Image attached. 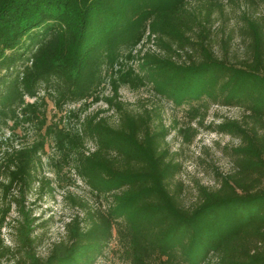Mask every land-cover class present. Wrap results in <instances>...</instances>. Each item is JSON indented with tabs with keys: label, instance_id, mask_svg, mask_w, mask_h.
<instances>
[{
	"label": "trees",
	"instance_id": "trees-1",
	"mask_svg": "<svg viewBox=\"0 0 264 264\" xmlns=\"http://www.w3.org/2000/svg\"><path fill=\"white\" fill-rule=\"evenodd\" d=\"M221 6L0 0V131H7L0 140V228L7 225L12 241L0 238V262L94 264L114 231L128 264H264V12H242L243 56L230 61L226 49L218 56L210 43V18ZM144 38L158 52L135 50ZM221 42L227 47L228 39ZM123 85H149L158 98L185 104L188 122L198 125L210 104L242 111L239 119L205 126L239 143L222 148L231 170L214 172L213 188L195 184L191 205L181 204V184H172L181 164L168 152V129L154 123L150 108L127 109L118 95ZM44 96L59 112L79 104L66 111L76 126L47 123ZM99 101L105 109L80 116ZM107 110L116 114L114 125L101 114ZM26 126L30 142L6 143ZM177 131L188 141L195 129ZM47 142L57 153L55 171L72 170L104 207L77 202L84 217H70L41 257L24 195L32 184L47 183L37 175ZM12 205L15 218L5 222Z\"/></svg>",
	"mask_w": 264,
	"mask_h": 264
},
{
	"label": "rangeland",
	"instance_id": "rangeland-1",
	"mask_svg": "<svg viewBox=\"0 0 264 264\" xmlns=\"http://www.w3.org/2000/svg\"><path fill=\"white\" fill-rule=\"evenodd\" d=\"M221 11H215L210 18L211 47L215 54L221 56L223 48L226 49V56L230 61H235L243 56V43L239 37L238 27L241 24L240 15H258L264 12V4L259 1L252 3L250 0H220ZM196 4L190 2L188 8L192 9ZM222 39H228L227 47L222 46ZM141 51L149 49L158 52L152 41L145 38L135 48ZM133 50L132 53L135 52ZM133 66L136 62L131 63ZM101 93H109L106 82L102 86ZM119 100L123 102L127 109L132 112L142 108H150L154 111V123L161 124L168 129L165 138L167 149L172 159L181 164V171L173 179L172 184L180 183V202L184 206L191 205L196 199L195 184H203L209 188L216 186L213 181L214 172L222 174L231 170L230 159L223 153L222 148L235 146L239 140L226 134L211 132L205 128L210 123H217L223 119H239L242 111L236 107H224L210 104L201 120L202 125L195 121L188 122L185 104L174 106L171 102L158 98L150 89L149 85L139 87L135 90L127 86L118 89ZM46 122H56L66 127L76 126L74 117L67 116L68 109L76 110L79 104H67L59 112L52 102L44 96ZM97 109H105L102 101L91 104L83 114L94 112ZM107 117L109 124L114 125L116 114L112 110L101 113ZM194 127L195 131L187 135L188 141L183 135L178 133V128L187 125ZM7 131H0V140L6 138ZM33 138V132L27 126L16 130V135L6 143L23 144L28 143ZM87 146L92 144L87 142ZM57 157V153L51 147V142L44 146V152L40 156L41 165L37 167V175L47 183L40 181L34 183L24 195V207L30 210V216L34 218L33 235L36 238V253L43 257L47 254L50 245L60 240L63 236V224L73 215L84 217V210L78 206L77 202H84L88 208H103L104 201L91 194L86 185L77 178L72 170L63 168L56 172L52 159ZM0 200V206H1ZM15 218V210L12 205L5 218V222H11ZM112 239L104 248L102 254L96 258L94 264H128L123 248L116 240L114 231ZM0 238L3 244L11 245L10 231L7 225L0 228ZM0 264H3L0 262Z\"/></svg>",
	"mask_w": 264,
	"mask_h": 264
}]
</instances>
